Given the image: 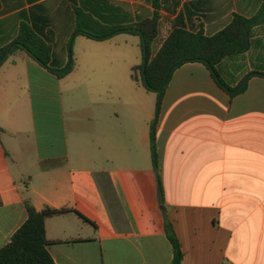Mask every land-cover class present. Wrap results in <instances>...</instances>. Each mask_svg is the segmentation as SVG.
<instances>
[{
  "label": "crops",
  "instance_id": "0c3cea01",
  "mask_svg": "<svg viewBox=\"0 0 264 264\" xmlns=\"http://www.w3.org/2000/svg\"><path fill=\"white\" fill-rule=\"evenodd\" d=\"M263 3L0 0V46L16 34L21 20L35 18L38 25L46 24L44 31H52L56 58L66 59L70 38L72 45L78 39L88 47L119 33L137 35L72 37L75 8L105 24L136 22L156 10L153 52L174 25L212 33L235 12L258 14ZM258 17L250 47L223 61L235 82L250 70H264V10ZM100 45L105 48L84 50L89 63L82 74L74 59V68L61 78L20 49L0 64V246L26 218L22 200L28 197L37 209L68 208L45 219L47 248L56 264H171L149 149L155 95L133 81L129 69L127 75L125 57L123 66L108 64L120 50ZM95 58L108 65L95 71ZM75 88H84L88 97L74 92L71 109L63 90ZM50 115L61 141L58 149L46 140ZM156 147L164 211L181 244V264H221L223 259L264 264V76L250 75L244 90L230 97L203 63L177 66L161 103Z\"/></svg>",
  "mask_w": 264,
  "mask_h": 264
},
{
  "label": "trees",
  "instance_id": "16d2710c",
  "mask_svg": "<svg viewBox=\"0 0 264 264\" xmlns=\"http://www.w3.org/2000/svg\"><path fill=\"white\" fill-rule=\"evenodd\" d=\"M156 6V4H154ZM264 10V3L259 11ZM75 27L72 37L82 34L93 39H104L119 32L137 34L140 38L141 59L130 67V77L146 90L155 92L153 116L149 121V149L151 165L156 175L158 201L165 217L164 227L171 245V264H181L183 251L173 229L172 222L164 211V191L160 175L159 153L156 147V123L161 109L165 88L172 71L188 61L203 63L215 82L230 97L244 90L252 74L264 76V70H250L236 82L227 77L228 65L223 61L237 59L252 44V28L258 21V14L251 16L233 13L231 19L220 29L205 33L202 29L192 30L174 25L155 51L152 45L158 35L159 14L142 17L136 22L105 24L80 8H75ZM21 20L16 34L0 46V64L15 50L26 52L39 65L61 78L75 66L72 40L67 42L66 59L56 58L53 51L52 31L37 24L35 18ZM0 127V132H1ZM26 218L13 231L9 240L0 246V264H56L50 255L45 234V219L48 216L68 210L66 207L45 205L37 209L28 197L22 200ZM221 264H229L223 259Z\"/></svg>",
  "mask_w": 264,
  "mask_h": 264
},
{
  "label": "rangeland",
  "instance_id": "374dc122",
  "mask_svg": "<svg viewBox=\"0 0 264 264\" xmlns=\"http://www.w3.org/2000/svg\"><path fill=\"white\" fill-rule=\"evenodd\" d=\"M123 37H126L128 38V42L125 43L122 38ZM79 38V37H77ZM139 36L138 35H129L127 33H119L118 35H116L113 39H108L107 41H104L103 43H100V42H97V41H92L93 44L91 46H88V47H85V46H82V45H79L77 43V40L74 42V44L72 45V53H73V57L74 59H76V62L79 64L78 66V69L76 72H78L79 74L82 72H84L86 69H85V66L86 64H88L89 60H85V57H84V50H88V51H97V50H100V49H103L105 48V46H102L100 44H103V45H107L108 48H111V49H118L120 50V57H118V54H114L113 56H111L110 60L113 61V62H109L108 64L109 65H120V66H123V61H122V58L125 57V61H126V73L128 75L129 71H130V65L131 63H134V62H138L140 59H141V51H140V46H139ZM114 41H118L120 44H118L117 46L114 45ZM93 66L95 67V71H99L100 70V66L102 65H108L107 63H103L102 61L98 60L95 58V60L93 61ZM129 69V71H128ZM121 72V70H120ZM77 73V74H78ZM96 75L94 73L93 75V79L96 81ZM94 88H98L97 87V84L95 82L92 83ZM98 89H91V92H95V91H99ZM150 96L154 97V93L153 91H149V90H146ZM75 92V94H78L80 92H85V94L81 95V98L82 97H88V95H86V91L84 90V88L82 90H78V89H67V90H63V99L65 101V103L67 104V106L69 108H73V107H76L74 105V96H73V93ZM76 96V95H75ZM50 95H49V91H47L45 97H44V103L45 105L49 106L50 105ZM40 99H41V95H40ZM101 103H99V106ZM54 117L53 115H50L49 116V121L46 123V128H45V131L49 134V136L46 138V140H48V142H51L53 144L52 148H55V149H58L60 147V143L61 141H59V138L57 137V126L55 124V122L53 121ZM41 148H42V145H41ZM95 151H98L100 154L103 152V148H94ZM133 151L136 152V148H132ZM134 153V152H133ZM100 157V156H99Z\"/></svg>",
  "mask_w": 264,
  "mask_h": 264
}]
</instances>
